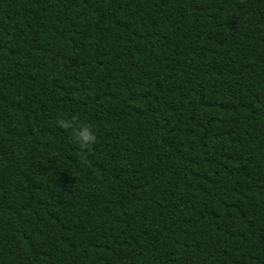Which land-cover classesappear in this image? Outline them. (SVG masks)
I'll list each match as a JSON object with an SVG mask.
<instances>
[{
  "label": "trees",
  "instance_id": "16d2710c",
  "mask_svg": "<svg viewBox=\"0 0 264 264\" xmlns=\"http://www.w3.org/2000/svg\"><path fill=\"white\" fill-rule=\"evenodd\" d=\"M0 264H264V0H0Z\"/></svg>",
  "mask_w": 264,
  "mask_h": 264
},
{
  "label": "clouds",
  "instance_id": "9594fccd",
  "mask_svg": "<svg viewBox=\"0 0 264 264\" xmlns=\"http://www.w3.org/2000/svg\"><path fill=\"white\" fill-rule=\"evenodd\" d=\"M55 125L62 130H69L72 142L77 144L82 151L95 142L96 137L92 126L77 124L74 118L58 117L55 120Z\"/></svg>",
  "mask_w": 264,
  "mask_h": 264
}]
</instances>
